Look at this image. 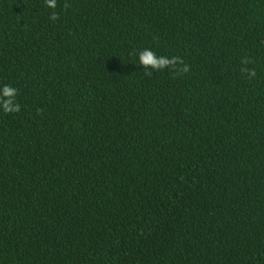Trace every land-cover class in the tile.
I'll list each match as a JSON object with an SVG mask.
<instances>
[{
  "label": "trees",
  "instance_id": "1",
  "mask_svg": "<svg viewBox=\"0 0 264 264\" xmlns=\"http://www.w3.org/2000/svg\"><path fill=\"white\" fill-rule=\"evenodd\" d=\"M0 264H264V0H0Z\"/></svg>",
  "mask_w": 264,
  "mask_h": 264
},
{
  "label": "clouds",
  "instance_id": "2",
  "mask_svg": "<svg viewBox=\"0 0 264 264\" xmlns=\"http://www.w3.org/2000/svg\"><path fill=\"white\" fill-rule=\"evenodd\" d=\"M48 5L50 7H55L56 6V0H48ZM52 19L55 20L57 19V15L54 13L52 16ZM140 61L143 65H151L155 69H160L164 68L170 63H175L176 58H173L172 60H169L166 57H157L153 51L151 50H144L143 52L140 53ZM184 71H187V66H185ZM254 74V73H253ZM4 94L8 96H12L15 94V89L11 88L9 86H6L4 88ZM11 104V101H8L5 105V108L7 111H19V105L16 106V108H10L8 105Z\"/></svg>",
  "mask_w": 264,
  "mask_h": 264
}]
</instances>
